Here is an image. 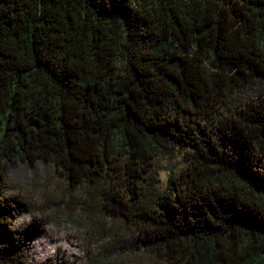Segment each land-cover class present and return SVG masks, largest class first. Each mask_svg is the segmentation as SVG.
<instances>
[{"label":"trees","instance_id":"16d2710c","mask_svg":"<svg viewBox=\"0 0 264 264\" xmlns=\"http://www.w3.org/2000/svg\"><path fill=\"white\" fill-rule=\"evenodd\" d=\"M37 161L105 258L264 264V0H0V264H39L6 179Z\"/></svg>","mask_w":264,"mask_h":264},{"label":"rangeland","instance_id":"374dc122","mask_svg":"<svg viewBox=\"0 0 264 264\" xmlns=\"http://www.w3.org/2000/svg\"><path fill=\"white\" fill-rule=\"evenodd\" d=\"M176 155V156H174ZM184 165L177 153L159 156L156 168L160 183L169 170ZM7 192L17 201L18 215L13 227L27 241L32 260L39 264H138L132 256L113 251L105 258L98 254L101 232L92 217L73 198L75 190L64 180V173L50 161L33 164L17 162L6 174ZM110 239V235H107ZM115 256H113V255Z\"/></svg>","mask_w":264,"mask_h":264}]
</instances>
